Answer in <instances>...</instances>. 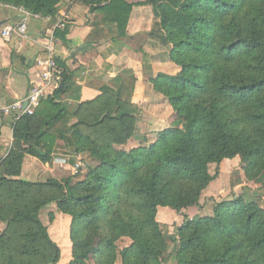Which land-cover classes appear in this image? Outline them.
Instances as JSON below:
<instances>
[{
	"label": "trees",
	"instance_id": "obj_1",
	"mask_svg": "<svg viewBox=\"0 0 264 264\" xmlns=\"http://www.w3.org/2000/svg\"><path fill=\"white\" fill-rule=\"evenodd\" d=\"M82 2L102 23L127 35L134 6L150 5L155 27L149 42L175 74L150 79L184 128L171 127L123 149L134 136L138 109L111 87L79 104L71 125L76 154L96 165L78 181L54 178L32 183L20 178L26 156L52 162L58 135L52 129L68 116L56 99L66 95L73 75L42 100L33 115L13 128L9 154L0 159V264H58L62 251L40 213L56 204L71 217L67 264H264V208L260 199L238 196L217 202L213 215L185 216L199 209L203 192L218 177L211 166L240 158L248 182L264 175V0H0L35 16L55 18L67 2ZM69 27L56 28L64 40ZM97 34V33H96ZM184 213L167 237L159 209ZM51 222L54 214H51ZM129 239L122 249L119 243Z\"/></svg>",
	"mask_w": 264,
	"mask_h": 264
},
{
	"label": "crops",
	"instance_id": "obj_2",
	"mask_svg": "<svg viewBox=\"0 0 264 264\" xmlns=\"http://www.w3.org/2000/svg\"><path fill=\"white\" fill-rule=\"evenodd\" d=\"M126 1L137 4L145 0ZM25 17L20 8L0 4V22L4 23L0 26V159L5 158L12 148L17 115L15 111L5 113L4 109L20 102L25 104L31 86L40 79L41 70L36 61L47 56L49 46L54 48L55 58L72 73L73 82L69 92L56 99V102L65 104L69 113L63 122H58L52 128L59 137L52 162L43 164L37 158L26 156L22 177L29 180L43 176L59 179L57 174L62 172L55 161L69 157V154L76 156L73 133L70 131L76 121L73 112L79 104L97 98L106 86L113 88L120 99L138 109L135 134L121 148L137 147L144 137L151 138L160 131L179 125L168 101L156 94L150 85V79L159 73L175 74L178 71L173 64L162 63L155 50L149 46L155 27L152 6H134L124 37H118L114 25L102 23L101 17L91 13L82 2L72 1L65 3L55 18L31 14L27 17L24 36L14 33L9 39H4V27L17 25ZM62 21L69 27L68 35L64 40L55 39L54 32ZM184 126L181 123L179 125L180 128ZM88 161L93 162L91 159ZM231 161L237 159L223 161L221 173L227 163H233ZM93 163L95 166L96 162ZM64 167L71 170L70 159ZM216 181L205 190L209 197L222 194L213 191ZM161 210L165 211L163 215L171 214L169 210L160 208L158 220ZM212 211L205 207L200 213L208 212L210 216ZM63 241L70 246L67 238ZM69 261L68 258L63 264Z\"/></svg>",
	"mask_w": 264,
	"mask_h": 264
},
{
	"label": "rangeland",
	"instance_id": "obj_3",
	"mask_svg": "<svg viewBox=\"0 0 264 264\" xmlns=\"http://www.w3.org/2000/svg\"><path fill=\"white\" fill-rule=\"evenodd\" d=\"M78 155L80 156L81 159H79ZM82 155H84V157H82ZM68 156L69 157H63V158H67L68 162L70 159L72 163L71 170H67L66 167H64L65 165L61 167L60 163L55 161V164L58 165L57 167L60 168L59 170H61L62 172L60 175L57 174L59 179H56V180L63 181L68 178H73L74 181L81 180L85 176V174L88 172V170L94 167V163H93L94 161L93 160H92L93 162L88 161V159H91V158L87 154H76V156L75 155L72 156V154H69ZM63 158H58L57 160H60ZM236 159L237 161H234V162L231 161L233 163L231 164L227 163L224 166L223 173H221L222 165H220L219 167L216 165L211 166L212 174L217 173L219 170L218 177L215 179L217 181L213 185V189H215L213 191H215L216 194L218 193H222V194L216 195V197H209L208 192L206 191L203 192L201 200H200L199 210L196 208L188 210V213L185 216L186 218H188L189 220H192L197 216L198 217H209L208 212L204 214L200 213L205 207H207V209H212L214 211V208L217 202L230 201L233 198L238 197V196H243L246 201H251V200L259 198L261 201V205L264 208V175H262L260 180L257 182H248L245 178V173L242 170L241 162L238 164V162L240 161V158H236ZM78 163L82 165V168L80 169L79 173L76 174L73 168ZM22 173H21L20 178L28 182H32V183H44L52 179V177L43 176L42 178L37 177V179L29 180V179H25L24 177H22ZM223 191L225 192L223 193ZM213 211L210 216L213 215ZM57 212L58 210H57L56 204L49 205L48 207H46L45 209L41 211L40 219L43 222V224L47 226L48 229L50 230L51 238L60 247L62 251V257L58 264H63L64 262H66L68 258L71 259L72 243L70 240V231H71L72 219L71 217L67 215L60 214ZM164 212H165L164 210H161L160 212V218H159V220H161L160 225H161V229L163 233L167 237H170L171 235L175 234L177 232V228L184 223L186 218L183 216L185 213L181 216H178L176 215L175 212L172 211L173 212L172 213L170 210L171 214L166 216V215H163ZM51 214H54L53 222H51L50 220ZM178 220H179V223H178ZM6 229H7V224L0 222V234H5ZM64 238H67L70 246H68L67 243L63 241ZM130 244L131 242L129 239H124L118 245H119V248L122 249L126 246H129ZM168 251L169 252L168 254H166L165 258L167 259L168 264H174V261H175L173 257L174 251H173V245L171 243H170ZM91 264H95L93 260L91 261ZM116 264H121L120 258L118 259Z\"/></svg>",
	"mask_w": 264,
	"mask_h": 264
},
{
	"label": "built area",
	"instance_id": "obj_4",
	"mask_svg": "<svg viewBox=\"0 0 264 264\" xmlns=\"http://www.w3.org/2000/svg\"><path fill=\"white\" fill-rule=\"evenodd\" d=\"M22 12L26 15L17 25H8L4 27L2 31V36L4 39H9L14 33L24 36L27 31V17L31 15L27 10L20 8ZM66 24L62 21L58 24L56 28L63 29ZM37 67L41 70L39 82L34 83L29 94L25 100V104L22 102L16 103L12 108L4 109L5 113H11L12 111L17 112V121L21 116L33 115L35 111L40 107L42 100L46 99L51 95V92L55 91L61 85L64 76V68L58 63L54 56V48L49 46L47 56L39 58L36 61ZM60 166L63 167L68 163L67 158L57 160ZM82 165L80 163L74 166V172L79 173Z\"/></svg>",
	"mask_w": 264,
	"mask_h": 264
},
{
	"label": "water",
	"instance_id": "obj_5",
	"mask_svg": "<svg viewBox=\"0 0 264 264\" xmlns=\"http://www.w3.org/2000/svg\"><path fill=\"white\" fill-rule=\"evenodd\" d=\"M2 25H4V23L3 22H0V26H2Z\"/></svg>",
	"mask_w": 264,
	"mask_h": 264
}]
</instances>
